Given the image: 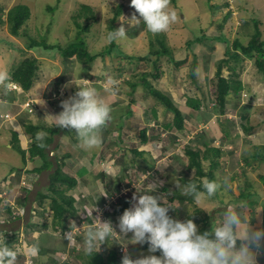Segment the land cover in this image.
Instances as JSON below:
<instances>
[{
    "label": "rangeland",
    "instance_id": "374dc122",
    "mask_svg": "<svg viewBox=\"0 0 264 264\" xmlns=\"http://www.w3.org/2000/svg\"><path fill=\"white\" fill-rule=\"evenodd\" d=\"M96 1L0 0V75L5 78L12 67L20 60L26 56H35L30 52L21 50V48L27 50L31 38L51 43L58 48H68L78 43V45L87 46L91 54L105 53L110 46V21L116 13L119 4H122L124 7L117 21L118 26L124 30L133 27L131 30H136L137 34H140L139 39H135L136 36H131L128 39L126 34L123 38L117 39L118 42L124 44L123 46H127L129 54H137L138 57L136 56V58L127 59L122 57L120 53L122 49L118 44L116 47L109 49L111 53L101 54L94 61L85 64L80 63L75 58L67 61V58L62 56L63 52L59 51L58 48L48 50V55L45 57L42 55V59H40V61H43L42 63L38 61L40 65L39 73L43 72L38 78L40 82L57 74L61 76L63 73L66 74V78L64 77L66 87H61L60 89L61 95L59 98L62 101L63 99H69L73 91L78 90L76 83L85 87H93L98 91L100 97L114 110L115 121H118L116 116H122L121 118L125 122L123 136L125 140L121 143L122 147L116 141L111 140L115 137L116 132L110 134L105 132L103 127H101L98 131L100 143L97 146L91 149L83 147L84 150L81 157L75 156L76 159L78 158L77 160L67 158V162L62 164L63 171L76 176L79 180L78 185L82 186V191L79 194L76 193L77 210L85 213L83 206H88L86 212L90 218L87 221L89 222L88 224H92L95 220L92 210L96 206H99L100 209L105 208L101 204H98L102 198H104L103 203L110 201V198H113L111 197L112 195L117 196L119 200L124 196L128 201H132L133 195L139 196L136 187L133 186L136 183L135 180H137L139 172H144L141 175L147 176L142 178V181H148L154 175L161 179L158 186L156 183V191L151 194L160 198H170L172 192L175 191L178 196L180 193L183 195L182 190H179L177 181L180 183L182 189L183 185L187 183L182 180L184 177H187V179L196 177V169L188 167L190 157L187 154V149H196L198 144L208 141L212 146L217 145L223 151L220 156L219 165L213 168L215 174L214 181L220 185L216 195L208 197L205 193L199 203H196L194 200L183 201L180 199V202H177L179 204L175 206L176 208L169 210L170 216L184 221L185 216L195 215L198 209H201V212L198 213L201 216L204 213L209 214L212 221L211 225L215 227L223 214V210L229 204L237 205L240 202H244L247 206L246 211L250 217L253 229H264V149L261 148L264 145V73L258 70L255 58L240 54L239 59L234 60L233 58L230 59L226 53V39L229 40L230 45L234 40L247 43L256 31L255 21L262 31L261 39H264V0H234L235 6L239 10L238 12L235 11L237 15H230L231 13L227 12V8L220 6L223 0H214L213 4L209 0H177V4H173L168 0L167 11L175 12V20L164 31L167 37H169L167 45L170 47V50L172 49L176 53L172 54L176 59L187 58L188 63L179 67V64H175V61L171 60L169 55L168 57L161 56L158 65H163L165 69L164 74L158 79L151 77L150 79L154 87L170 96L174 104L182 111L186 127L177 136L170 130L169 133L163 132L161 134L160 127L158 128L159 130L156 128L157 125L159 126L158 123L161 125L172 122L174 117L172 111H168L163 104H158V99L150 94L142 85H139L137 90L131 94L132 86L129 81L135 82L143 72L152 73V70L155 71L152 63L154 55H150V60L149 57L147 60L139 58L142 53H148L150 46L147 33L144 31L147 28L142 18H140L141 21L139 22L132 21L135 10L131 7V0H98V3ZM18 4H26L31 9L30 18L21 28V36H15L11 33L10 24L7 20L9 10ZM87 4H92L95 7L97 16V21L92 26L90 33H87L88 31L85 30L81 31L75 24L74 16H72L83 5ZM235 6H233L234 10H236ZM136 15L139 18V14L136 13ZM77 21H81L84 25L86 24L84 17L82 19L79 18ZM195 38H202L204 40L197 42ZM134 41L136 42L134 43ZM37 49L33 51L36 52ZM194 55H198V60L204 62L203 65L194 66L198 69L196 72L198 73V77H200L199 83L193 80L191 75L194 68L192 67ZM224 59L227 62H224ZM220 63L223 64L222 76L229 79L241 80L244 88L238 93L231 92L227 97V109L230 111L231 118L223 117L222 120L219 118L218 120L215 116L214 120H211V114H217L216 110H210L215 104V97L211 91L214 88L211 79L214 77ZM161 69L164 70L163 68ZM109 79L116 81L118 91L115 95L105 91V84ZM3 80H0V91L3 89ZM67 89L68 94H66ZM13 95L16 94L10 92L8 95L9 100H12L11 102L14 101ZM119 95L121 96L120 101L117 97ZM187 95L200 97L203 100L205 110L195 112L184 107ZM41 102L43 101L40 100L37 104L39 108L41 107L40 113H48L47 110L50 111L52 108L46 103ZM17 104V110L14 111L17 115L11 110L0 113L5 119L3 121L5 126L2 124L3 127H0V180L5 181L4 183L6 184L3 185L5 188L2 187V192L0 193V226H4V222L8 219L5 204H17L18 210L15 212L22 214L21 219L15 220L18 223H13L11 226L15 224H17V227L23 226L25 232L26 228L34 226L40 227V229L37 227L38 229L36 228L34 232L38 230L39 232L50 230L51 234H56L55 237H58L56 238V245L54 242L53 246H50V249L56 250L58 253L67 251V253H70L68 260L71 259V261L77 262L76 255L84 253L83 245L80 246V252L72 251V244L65 238L63 228L60 226L56 227L53 222L54 213L50 209L53 193L46 190L49 184L47 176L49 172L45 170L37 175L28 172L27 169L30 166L25 168L21 154L13 149L12 146H9L8 141H5L10 139L11 131L9 128L14 126L9 122L11 120L12 122L15 121L14 119H17L18 115L19 120H17L20 122L23 119H26V121L31 119L34 123L44 120L42 119L43 117H40V113L24 112L22 114L19 109L23 102ZM155 104L159 111L157 121L149 117L152 106ZM22 107L24 108V105ZM57 110L60 111L59 109ZM57 110L55 112L56 115L60 113ZM129 110L132 111V114L131 116H126ZM121 118H119V122L122 123ZM247 118L249 119L247 120ZM108 123L109 121L105 124ZM247 123L252 128L250 134L243 127ZM148 124L150 127L154 125L155 130H150L151 134H153L152 138L147 145L142 146L137 135L141 127H146ZM21 128L22 126L17 124L19 131H21ZM223 130H228L227 136L223 137ZM161 137L163 139L161 140V144L160 142L157 143ZM176 138L179 139L176 140ZM223 138L225 140L222 142ZM62 139L63 141H61ZM75 139L79 140L76 133ZM67 142L68 138H65L63 135L56 137L55 143L61 146L58 155H62V150L63 153L71 151L67 147ZM71 143L73 144V142ZM159 144L160 146H158ZM135 147L145 151H153L154 159H151V156L145 155L142 160V167L139 166V157L135 158V154L131 150V148ZM53 151L54 153L52 154L51 152V155L56 153L55 149ZM84 152H87V156L84 155ZM257 152L263 157L254 158L253 155ZM102 161L109 165L108 169L110 172L106 171L105 166L101 167L99 163ZM210 164L211 156L208 160L203 161L205 171H209ZM98 166L101 167V171L98 169ZM30 169H33V167ZM89 170L90 173H88ZM28 175H31L32 178H28ZM205 179L207 178L203 177L202 181ZM27 183L32 185L29 188L31 192L28 193L30 201L21 206L18 204V201L23 199V196L26 194L23 186H27ZM93 184H97L96 189ZM142 186L144 187V185ZM39 189L48 195L44 200V205H42L43 203L40 204L38 197H35ZM249 192L257 194V196L254 195L255 198L249 199L252 204L246 201L245 196L242 197L243 193L246 195ZM92 195L98 196L99 201L93 200L94 203H87L81 198L83 196L85 200L93 199ZM183 197L185 196L183 195ZM107 212V215L113 214L114 217L116 216L114 208L111 206ZM199 214L197 217H199ZM73 219L74 217H70L67 223ZM203 225V222L199 224L198 230ZM6 227L8 228L9 226L6 225ZM41 238L39 236L38 239L35 237L33 241L38 243L36 245L32 244V246L36 248L40 247L37 248L38 251H45L46 249L41 247L45 246V242L41 241ZM113 238L114 235L101 246L100 243H97L95 250L104 249L107 252V249L112 248L115 244ZM120 238H122V245L124 247L129 246L127 257L133 261L150 255H161L157 252L151 253L149 249L144 250L141 244H131V233L127 236L119 235L118 239ZM0 239H2L0 241V244H2L5 237L1 231ZM25 244H28L25 235H20L15 244L16 251L22 250L21 256H30L28 254L30 250L26 249ZM25 249L28 253L24 252ZM63 253L59 254L58 260H61ZM256 253L257 264H264V248L256 250Z\"/></svg>",
    "mask_w": 264,
    "mask_h": 264
},
{
    "label": "trees",
    "instance_id": "16d2710c",
    "mask_svg": "<svg viewBox=\"0 0 264 264\" xmlns=\"http://www.w3.org/2000/svg\"><path fill=\"white\" fill-rule=\"evenodd\" d=\"M169 1L173 4H177V0H169ZM220 6L221 7L224 6L225 8H229V10H227V12L228 13L232 12L230 15L234 14V12L229 7L230 5L227 4V2L225 0L220 3ZM123 7L124 6L122 4L118 5L116 13L114 14V16L112 17V19L110 21V26H109L111 29L110 33L114 32L116 29L120 28L118 26L117 21L119 19V16L122 13ZM30 14H31V9L26 4L15 5L9 10V12L7 13V20L10 24V30H11V33L13 35L21 36V28L25 24V22L30 18ZM72 16H74V20L76 21L75 24L79 27V29H81V31L82 30L88 31L87 33L91 32L92 26L97 21L96 9L92 4L83 5L81 7V9L78 12H76L75 15H72ZM83 17L85 18V21H86L85 25L81 21L80 22L77 21L79 18L82 19ZM255 23H256V31L253 34L252 38L247 43H243L240 40H234L232 42V44L230 45L229 40L226 39V41H227L226 53L230 59L233 58L234 60L239 59L240 54L247 55L251 58H255V64H256L258 70L264 73V39H261L262 31L260 30L258 23L256 21H255ZM131 28H133V27L126 28L125 30L123 29L126 36L128 37V39H130L131 36L132 37L136 36L135 39L136 38L139 39L140 34L138 35L137 34L138 32L136 30L132 31ZM144 31H146V33H147L148 42H149L150 46H149L148 53L144 52V53H146V55H144V53H142L139 58L142 60H147L149 57V60H150L151 59L150 55H154L155 57L152 59V63L154 65L155 71L152 70V73L151 72L141 73L139 75V78L136 80L137 82L136 81L135 82L129 81V83L132 86L131 94H133L137 90L139 85H142L147 89V91L150 94L154 95L158 99V101H159L158 104H163L168 111H172L174 113V117H173L172 122L164 123L161 125H160V123H158L159 126L157 125L156 128H157V130H159L158 128L160 127L161 134H163V132L169 133V130H170V131H173V134L175 136H177V135H179V132L184 130V128L186 127V124L184 122L185 118L182 114V111L180 110L179 107H177L174 104L173 99H171L170 96L163 93L158 88L154 87L150 77L154 78V79H158L160 76H162L164 74L165 69H164L163 65H158V62H159V59L161 58V56L162 57H164V56L168 57V55H169V58L171 60H174L175 64L178 63L179 67H181L183 64L184 65L187 64L188 59L183 58L180 60V59H176L175 56L172 55V54H176V53H174V51L172 49L170 50V47L167 45L169 37H167V35L164 31L160 32V33H156V34L149 32L147 29H144ZM195 40L197 42H200V40L203 41L204 39L195 38ZM79 41H81V40H79ZM135 42L136 41H134V43ZM190 42L193 43L192 41H190ZM118 44L120 45V48L122 49V51L120 52L122 54V57L127 58V59H131L134 57L136 58V56L138 57L137 54H134V53H133V55L129 54V52H127V50H128L127 46H123L124 44L118 42L117 39L110 40L109 48L105 51V53H100V54L99 53L91 54L90 51L88 50L87 46L78 45V43H75L74 45H71L68 48L59 49L57 46H54L51 43L49 44L48 42L38 41V40L33 39V38H31V40H29L27 50L25 48H21V50L28 52V49L35 50L38 48L36 50V53L44 52L45 54H47L48 50H51L53 48H58L59 51L62 50V52H63L62 56L63 57L65 56L67 58V61L75 58L80 63L85 64V63H89V62L94 61L101 54L105 55V54L111 53L109 49L116 47ZM40 46H42L43 49L39 48ZM24 53H26V52H24ZM224 62H227V60L224 59ZM201 64L203 65L204 62L203 61L201 62L198 60V55H194V57L192 59V67H194L196 65L200 66ZM161 68H163L164 70H162ZM222 68H223V64L220 63L218 65V69H217L214 77L211 79V83L213 82V86H214V88L211 89V91L215 97V104L212 106V108L210 110L211 111L216 110V113H217L214 115V113L210 112V113H212L211 114L212 115L211 120H213L215 116L217 117V119L219 118L221 120L223 117L224 118H226V117L231 118L230 111H229V109H227V97L231 92L238 93V92L242 91L244 88V84L241 80L229 79V78L222 76ZM39 69H40V65H39V62H38V59L36 58V56H30V57L26 56L25 58L20 60L16 65H14L12 67L11 71L7 74L6 78L3 80L2 86H3L4 91H3V89H2V91H0V101L5 98V100L11 102L12 100H9V96H8L10 92L16 94V95H13L14 101H15V103H13L14 105H18V104H16V102H18V100H20V102H22L24 100L26 101L27 99H29V97L31 98L32 96L28 92L32 89V87L34 86L35 80L39 77V74H40ZM159 70H160V72H159ZM196 70L198 71V69H196V67H194L192 72H191V75H192L193 80H195L199 83L200 77H198V73L196 72ZM65 75L66 74L64 73L62 76L60 75V77L55 78L50 83L49 89L46 92L45 101H46V103L49 104V106H51L53 108L56 107L54 104H57L56 100L59 99V96L61 95V91L59 89H61V87H66L64 84V77L66 78ZM9 82H14V83H17L20 86H22L25 89V93H19L17 91H10L6 87V85L9 84ZM76 91L77 90L73 91L72 96L75 95ZM66 94H68V89H67ZM128 94H129V92H128ZM191 96L192 95L186 96L185 101H184V107L191 109V111H195V112L202 111V110L204 111L205 108L204 109L201 108L203 105V100L200 97H197V96L191 97ZM62 97H63V95H62ZM117 97L120 101L121 96L119 95ZM155 105H153L154 107L152 106L151 115L149 117H151L150 119H155L157 121L159 118V116H158L159 111H158L157 105L156 106ZM33 107L35 108V112H39L40 108L36 104L33 105ZM22 112L23 113L24 112L30 113V111L27 109H25V111H22ZM131 114H132V111L129 110L128 114L126 116H131ZM110 116H111V118L108 120L109 123L102 126L103 130L107 133H115L116 132V135H114L115 139L112 141H116V143H118L119 146L122 147L121 143L125 140L123 137L124 132H125L124 131L125 122H124V120H122V118H121L122 116H116L118 118V121L117 120L115 121V119H114L115 113H114V110L112 109V107H111ZM119 118H121L122 123L119 122ZM248 119L249 118H247V120ZM4 120L5 119L3 117H0V123H2L3 125H4V123H3ZM2 124H0V126ZM22 124L24 127V133L21 134L15 129L11 130L12 147H13V149L17 150L18 153L21 154L23 162L25 165L27 164V162L29 160L33 161L36 158L41 159V164L34 166V168L28 170V172L33 173V174H38V173H41L42 171H45V170H47L49 172L47 174V176L49 178V184L46 187L47 189L46 188L45 189L50 191L51 193H53V195L51 196L52 200L50 203V209L54 213L53 214V216H54L53 222L56 225V227L57 226L62 227L63 232L69 231L70 229L77 226L78 222L82 221V216H80L81 214H79L80 211L77 210V206L75 205L77 202V194L74 193V190L76 189V187L79 184V180L76 176L71 175L69 173H65L62 169V164L65 163V160L67 158L73 159V157H75V156L81 157L83 155L82 153L84 150L83 146L81 144H79V140L75 139L74 130L58 128L55 126V121L48 122L45 120H39L38 123H34L33 121H31V119H29L28 121H26V119H23ZM112 125H113V127H112ZM151 126L152 127H150V125L148 124L146 127L145 126L141 127V129L138 132L139 134L137 135V137L140 139V143L142 146L147 145V143H149V141L152 138L153 134H151L150 130H152V131L155 130V128H154L155 126L154 125H151ZM243 127H244L245 131L248 132V134L251 133V131H252L251 125H249L247 123V124L243 125ZM226 129H227V127H226ZM37 133H41V140L40 141L36 140V134ZM63 133L65 135L68 134L70 136V140H71V142H73V144L72 143L70 144V146L72 147V148H70L71 151L69 150L68 152H65V153H63V151H61L62 155H58V153H60L61 146H59L58 143H55V141H56V137L59 135H62ZM227 135H228V130H225V131L223 130V137L227 136ZM162 136H164V135H162ZM27 138L29 139L28 143L25 142ZM178 139L176 138V140H178ZM161 140H163L162 137L160 138V140L157 141V143L160 142V144H161ZM223 140H225V139L223 138L222 142H223ZM215 141L217 143V139ZM41 143H43V145H44L43 147L40 146ZM160 144L158 146H160ZM261 148L264 149V145H262ZM54 149H55L56 153L54 155H51V152H53ZM131 150L134 152L135 158H138V157L141 158V159H139V162H138L139 166H141L143 164L142 163L143 158L145 157V155L148 156L149 152L145 151L143 149H140L138 147L131 148ZM222 152L223 151L220 147H218L217 145L212 146L211 143L208 141H203L202 143L198 144V147L196 149H192V148L187 149V154L190 157L188 167L196 169V177L191 178V179H189V178L187 179V177H184V178L182 177L183 178L182 180L185 182L192 181L193 183L197 184V186L200 188L201 191H203V189H202V182H203L202 178L206 177L207 180L214 181L215 174H214L213 168H215L217 165H219L220 158H221L220 156L222 155ZM84 155L87 156V152H84ZM210 156H211L210 169H209V171H205L204 166H203V161L208 160L210 158ZM83 157H82V159H83ZM253 157L254 158H262L263 156L259 155L257 152L253 155ZM28 178H32L31 175H28ZM29 180H32V179H29ZM135 181H137V180H135ZM4 182L5 181L0 180V193L2 191V187L5 188V186H3V185H6ZM158 183L159 182H157V186H158ZM145 186H148L147 182L144 184V187ZM144 187L142 185L139 187H136L137 194H139V195L144 194V192H142V191H146L145 189H143ZM23 189H24V191H26V194L23 196V199L18 201V204H20L21 206H24V204H26L27 201H30L28 193L31 191H30L29 187L23 186ZM164 189L167 190V188H165V187H164ZM36 194H37V196H35V197L36 198L38 197V199L40 200V204L43 203L42 205H44V200L48 197V195L46 193L42 192L41 189L37 190ZM254 195L257 196V194L249 192L246 195L243 193L242 197L245 196L246 201H248L249 204H252V202L249 199H253ZM98 198L99 197L96 196V198H93V200L99 201ZM103 199L104 198H102V200L99 201L100 203H98V204H103ZM162 199H165V201L173 202L175 204V206H176V204H179L177 202H180V199L183 201L184 200L185 201H193V199L191 197H186V196L183 197V195L181 193L178 196L177 193H175V191L172 192V195L170 198L162 197ZM16 200H17V198H16ZM131 202L132 201H128V199L123 196V198H121L120 200L118 199V203H115L114 201H112L110 203V205L114 208V214L118 217V219H117L116 216L114 217L113 215L109 214V216L111 217V219H109V221L112 222L114 229L117 231V233L113 232V234L111 236V238H112L114 235L113 241H115V244L113 245L112 248H110L109 250L107 249V252H105L104 249H103L104 251L103 250H95L90 255H86L85 253H80V254L76 255L77 256V262L71 261V259H69V261H66L64 264H123V259L128 254L127 251H129V248H128L129 246L128 247L126 246L127 250H126L125 254H123L122 251L120 252L119 246L120 247H124V246L122 245V243H123L122 238L118 239L119 228H118L117 222H119V217L123 214V212L132 206ZM15 207H16V204L15 205L14 204L10 205L8 203L5 204V209L7 210V214L10 216V221L14 220L15 218H21V214L19 215L18 213H15ZM198 212H201V209H198V211L195 215L185 216V220L191 218L194 220V222L197 224V226L203 222L204 225L202 226L201 229L198 230L200 233L212 232L213 227L211 225L212 224L211 216L209 214H205V213L203 216H201ZM198 214H199V217H197ZM169 215H170V213H169ZM112 216H113V218H112ZM70 217H74V219H75V217H77L78 220L75 219L71 224H68L67 221ZM213 223H214V221H213ZM263 227H264V225H263ZM11 237H13V238H11ZM16 242H17V238L15 236H9V234L6 232V238H5L3 246L1 244V248L2 247H8L10 249H13L15 252L16 251V248H15ZM239 243L240 242L238 241V246H239ZM143 247H144V249H149V246L146 243L143 244ZM262 248H264V247H262ZM157 253L161 254L160 252H157ZM53 261L55 262V259ZM0 264H5V262L2 259H0Z\"/></svg>",
    "mask_w": 264,
    "mask_h": 264
},
{
    "label": "clouds",
    "instance_id": "9594fccd",
    "mask_svg": "<svg viewBox=\"0 0 264 264\" xmlns=\"http://www.w3.org/2000/svg\"><path fill=\"white\" fill-rule=\"evenodd\" d=\"M225 1L237 15L235 11L238 12L239 10L235 6L234 0ZM233 6L236 10L233 9ZM131 7L135 10L132 21L139 22L142 18L147 30L153 34L165 31L170 23L175 20V12L167 11L168 0H131ZM136 13L139 14V18ZM124 36L123 28H118L109 34V39H120ZM28 52L34 54L41 63L43 61H40V57L48 55L44 52L36 53L33 49H28ZM3 79L5 77L0 75V80ZM53 80L49 81V85ZM10 83L14 82H9L6 85L8 89L12 87ZM76 85L78 90L75 95L61 102L63 110L54 116L55 126L61 129L74 130L82 146L85 149H91L100 143L98 131L111 118V107L100 97L95 88L85 87L78 83ZM20 87L22 88L21 93H25V89ZM105 91L115 95L118 91L116 81L109 79L105 84ZM33 99L36 100V105L40 100L43 101V99L39 100L36 97ZM22 106L19 109L21 113L26 109ZM201 108L204 109V106L202 105ZM33 112L37 113L35 108ZM0 117H3L2 114ZM36 140H41V133L36 134ZM40 146L43 147V143ZM102 162L99 164L103 168ZM142 173L144 172H139V175ZM177 185L184 196L191 197L196 203L200 202L205 193L208 197H214L220 187L216 181L207 179L202 182L203 191L192 181L185 183L182 189L178 181ZM155 191L156 186L153 185L149 190L142 191L144 192L143 195L133 196L132 206L119 217L118 234L127 236L131 233V244L143 245L146 243L151 253L160 252L161 255H150L135 261L125 256L123 264H257L256 250L264 247V229H253L244 202L237 205L229 204L223 210V214L216 226L213 227L212 232L200 233L193 219L181 221L172 218L169 215V210L176 208L175 204L151 194ZM17 207L16 204L15 211L18 210ZM7 217L6 222H9L10 216L7 215ZM16 219L19 218L14 220ZM97 220L99 223L89 227L84 237L83 251L86 255L95 251L97 243H100L101 246L108 242L113 232L117 233L110 221L101 222L99 219ZM6 232L9 236L17 237V233L7 229L4 233L5 238ZM66 232L64 233L65 238L71 243L72 233ZM238 241L240 242L239 246ZM120 248L119 246L121 252ZM30 252L31 255L36 256L38 249L32 246ZM0 259L5 264H15L14 250L8 247L0 248Z\"/></svg>",
    "mask_w": 264,
    "mask_h": 264
},
{
    "label": "crops",
    "instance_id": "0c3cea01",
    "mask_svg": "<svg viewBox=\"0 0 264 264\" xmlns=\"http://www.w3.org/2000/svg\"><path fill=\"white\" fill-rule=\"evenodd\" d=\"M212 4H213V1L214 0H209ZM97 3H98V0L96 1ZM40 59H42V57H40ZM45 62H47V61H45ZM43 74V72H40V74H39V77L41 76ZM57 74V73H56ZM59 75L57 74L56 76H52V77H50L49 79H47V80H43L42 82H40V81H38V79L36 80V82H35V84H34V86L32 87V89L28 92L30 95H33V96H35L37 99H43V102L42 103H46V101H45V97H46V90L47 89H49V81L53 78V79H55L56 77H58ZM38 77V78H39ZM44 78H45V76H44ZM69 86V85H68ZM56 100V99H55ZM63 101H64V99H63ZM20 102V100H18V102H16V104L17 103H19ZM56 102H57V104H54L56 107L55 108H53V107H51L52 109L49 111V110H47L48 111V113L46 112V113H44V112H41L39 115H41L40 117H43L42 119H44L45 121H48V122H52V121H55V118H54V116H56V110L57 109H59L60 111H58L57 110V112H61V110H63L62 109V106L60 105L59 106V104L62 102V99L61 98H59V99H57L56 100ZM13 103H15V101L14 102H10V101H7V100H5V98L3 99V100H1L0 101V113H4V112H8V111H15V110H17L16 109V105H14ZM47 105H49L48 103H46ZM40 109H41V107H40ZM52 110H53V112H52ZM41 110H39V112H40ZM39 112H37V113H39ZM15 113V115H17L16 114V112H14ZM23 113V112H22ZM53 114V115H52ZM38 115V114H37ZM19 116V115H18ZM18 116H17V119H18ZM52 116V117H51ZM16 118L14 119L15 121H13L12 122V120L9 122V123H12L14 126H11L10 128H9V130L11 131L12 129H15V130H17L19 133H24V127H23V124H22V121L20 122V121H18ZM0 124H2V123H0ZM17 124H19V126H22V128H21V131H19L18 129H17ZM5 125V124H4ZM1 128L3 127L2 125L0 126ZM111 134V133H110ZM65 138L67 137L68 138V142L66 143V144H68V146L67 147H69V148H72L71 146H70V144H71V140H70V136L68 135H65L64 133L62 134ZM115 139V137L114 138H112L111 140H114ZM5 141H8L9 142V146H12L11 145V137H10V139H8V140H5ZM28 141H29V139L27 138L26 139V141L25 142H27L28 143ZM61 141H63V139L61 140ZM79 144H81V141H79ZM82 145V144H81ZM13 148V147H12ZM63 151V150H62ZM149 152V154H148V156L150 155L151 156V159H154L153 158V156H154V153H153V151L152 152H150V151H148ZM54 153V152H53ZM153 154V155H152ZM77 157V156H76ZM76 157H73V159H71V160H77L76 159ZM79 158V157H78ZM139 159H140V157H139ZM67 160V159H66ZM65 160V163L67 162ZM81 161V160H80ZM139 162V161H138ZM81 163V162H80ZM41 164V159L40 158H36L35 160H33V161H31V160H29L28 162H27V164L25 165L24 164V166H25V168H27V167H29L27 170H29L31 167H33L34 168V166H36V165H40ZM24 168V167H23ZM98 169L101 171V167L100 166H98ZM88 173H90V170H89V172ZM37 175V174H36ZM86 176V175H85ZM94 185V187H95V189L97 188V184H93ZM82 186L81 185H78L77 187H76V189H75V193H77V194H79L81 191H82ZM93 191H94V189H92ZM92 197L93 198H96V196H94V195H92ZM81 198L83 199V201H85V202H87V203H94L93 202V199H88V200H85L84 198H83V196H81ZM78 204V203H77ZM77 204H76V206H77ZM78 217V216H77ZM77 217H76V220H78L77 219ZM31 218V217H30ZM19 219H21V218H19ZM17 220V219H16ZM75 219H73V220H71L68 224H71L73 221H74ZM13 223H18V221H15V220H11V221H9V222H4V226H0V231H1V233L4 235V233H5V231L8 229V230H12V232H14V233H17V237L16 238H18L20 235L22 236V235H25V239H26V241H27V243L28 244H25V246H26V249L27 250H30L31 249V246H32V244L34 245H36L38 242H34L33 240H34V238L36 237L37 239H38V236L39 237H42L40 240L41 241H44L45 243H44V247L43 246H41L42 248H44V249H46L45 251H38V254L36 255V256H33V255H31V252H29L28 253V251H26V249H25V251L24 252H26V253H28V254H30V256H21V254H22V250H18V251H15V255H16V260H15V264H57L58 262H60V260H58V256H59V254H61V253H58L56 250L55 251H53L52 249H50L51 247L50 246H53V244H54V242H55V245H56V238H58V237H55V235L54 234H51L49 231L50 230H48V231H46V232H44V231H41V232H39V230L38 231H35L34 232V230H36V228L38 227V226H34V227H32V228H24L25 230H26V232L23 230V226H21V227H17V224H15L14 226H11V224H13ZM6 225H8L9 227L7 228L6 227ZM39 229H40V227H38ZM37 228V229H38ZM57 233V232H56ZM84 237H85V235H84ZM84 237L82 238V240H84ZM19 239V238H18ZM2 239H0V241H1ZM2 243V242H1ZM3 244H4V242L2 243V246H3ZM30 245V246H29ZM46 246H48V247H46ZM24 247V246H23ZM0 248H1V244H0ZM37 248H40V247H37ZM72 251H77V250H75V249H71ZM144 250H147V249H144ZM20 251V252H19ZM80 251V250H79ZM66 252V251H65ZM64 252V253H65ZM21 253V254H20ZM55 259V262L53 261ZM58 260V261H57ZM57 261V262H56Z\"/></svg>",
    "mask_w": 264,
    "mask_h": 264
},
{
    "label": "built area",
    "instance_id": "2783aa9c",
    "mask_svg": "<svg viewBox=\"0 0 264 264\" xmlns=\"http://www.w3.org/2000/svg\"><path fill=\"white\" fill-rule=\"evenodd\" d=\"M10 84L12 86L10 88V91H17L19 93L22 92V88L18 84H16V83H10ZM35 103H36L35 99L29 98V100L25 102L26 105L25 104H23V105H24V108L28 109L30 112H33L34 111L33 105ZM102 166L103 167L105 166L106 167V171L110 172L109 169H108L109 165L106 162L103 161L102 162ZM140 176H144V175L137 176L138 178H137L136 182H138L139 185H137L135 187L140 186V184L144 185L145 182H147L148 186H146V188L147 187L151 188L153 185L156 186L157 182L161 181V179H159V177H155L156 175L152 176V178H150L148 181H146V180L142 181V179L139 178ZM27 187L30 188L31 185L27 183ZM112 200H115V197H113L110 201L104 202L103 204H101V206L105 207L104 209H100L99 206H96L94 208V210H92L93 213H94V216H95V218H94L95 220H94V222H92V224H88L89 222L87 221V219L90 218L89 215H87V212H86V210L88 209V206H85V205L83 206L85 213L83 211H82V213H81V211L79 212V214H81L80 216H82V221L78 222L77 226H75L74 228H72V229H70L68 231V232L72 233L71 249H75L77 251L80 250V246L83 245V242H84L82 240V238L87 233L89 227H93V226H95V224L99 223V221L97 219H99L101 222L109 221V219H111V217L109 215H107V213H108L107 210H109L110 202ZM68 232H66V233H68ZM120 249H121L123 254L126 253V250H127L126 247H121ZM68 257H69V253H67V252L64 253L62 255V259H61L60 263H58V264H64L67 261Z\"/></svg>",
    "mask_w": 264,
    "mask_h": 264
},
{
    "label": "bare ground",
    "instance_id": "6f19581e",
    "mask_svg": "<svg viewBox=\"0 0 264 264\" xmlns=\"http://www.w3.org/2000/svg\"><path fill=\"white\" fill-rule=\"evenodd\" d=\"M118 17V16H117ZM210 27V26H209ZM199 29V28H198ZM191 31V30H190ZM4 33V32H3ZM161 37V36H160ZM158 40V39H157ZM196 41V40H195ZM201 41V40H200ZM31 46V45H30ZM188 46V45H187ZM191 47V46H190ZM214 47H215V45H214ZM42 48V47H41ZM59 49H61V48H59ZM62 51V50H61ZM193 51V50H192ZM165 52V51H164ZM203 52V51H202ZM155 53V52H154ZM187 57V56H186ZM203 57V56H202ZM135 58V57H134ZM209 59V58H208ZM122 68V67H121ZM162 73V72H161ZM8 80V79H7ZM66 80V79H65ZM137 82V81H136ZM226 89V88H225ZM148 93V92H147ZM32 97L31 98H33V97H35V96H33V95H31ZM28 97V96H27ZM29 99H27L26 101H28ZM25 100L24 101H22V102H26ZM42 103V102H41ZM215 115V114H214ZM234 122V121H233ZM125 130V129H124ZM193 130H195V129H193ZM187 135V134H186ZM232 136V135H231ZM197 144V143H196ZM218 149V148H217ZM233 153V152H232ZM175 154V153H174ZM65 160V159H64ZM149 169V168H148ZM195 169V168H194ZM166 170V169H165ZM145 177H147L146 175H144V176H140L139 178L140 179H142V178H145ZM137 185H139V183L138 182H136L135 183V185H133V186H137ZM139 187V186H138ZM143 189H145V188H143ZM145 190H148V188L147 189H145ZM237 191V190H236ZM109 192V191H108ZM227 193H229V192H227ZM111 197H115V200H112V201H114L115 203H118V197L117 196H114V195H112ZM110 198V197H109ZM110 200H111V198H110ZM111 201V202H112ZM110 202V203H111ZM120 202V201H119ZM111 206V205H110ZM112 207V206H111ZM204 209V208H203ZM204 211H206V210H204ZM20 215V214H19ZM113 215V214H112ZM113 218V217H112ZM117 219H118V217H117ZM37 222V221H36ZM33 223V222H32ZM112 223V222H111ZM117 223H119V222H117ZM114 228V227H113ZM18 251V250H17Z\"/></svg>",
    "mask_w": 264,
    "mask_h": 264
}]
</instances>
